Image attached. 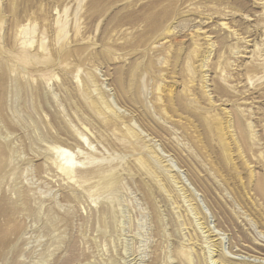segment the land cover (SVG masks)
I'll return each instance as SVG.
<instances>
[{
	"label": "rangeland",
	"instance_id": "1",
	"mask_svg": "<svg viewBox=\"0 0 264 264\" xmlns=\"http://www.w3.org/2000/svg\"><path fill=\"white\" fill-rule=\"evenodd\" d=\"M263 63L264 0H0V264H264Z\"/></svg>",
	"mask_w": 264,
	"mask_h": 264
},
{
	"label": "bare ground",
	"instance_id": "2",
	"mask_svg": "<svg viewBox=\"0 0 264 264\" xmlns=\"http://www.w3.org/2000/svg\"><path fill=\"white\" fill-rule=\"evenodd\" d=\"M197 32V31H196ZM201 32V31H200ZM203 32V31H202ZM204 33V32H203ZM197 34V33H196ZM203 36H205V35H203ZM245 38V37H244ZM206 43V42H205ZM210 45H211V43H210ZM203 46V45H202ZM207 46V45H206ZM205 49V48H204ZM204 54V53H203ZM201 59V58H200ZM264 64V63H263ZM202 66V65H201ZM194 67V66H193ZM202 68V67H201ZM205 69V68H204ZM203 70V69H202ZM206 70V69H205ZM251 73V72H250ZM203 75V74H202ZM246 75V74H245ZM251 75V74H250ZM196 76V75H195ZM204 77V76H203ZM206 77V76H205ZM251 77V76H250ZM249 77V78H250ZM247 78H248V75H247ZM248 78V79H249ZM205 80H206V78H205ZM195 82V81H194ZM203 82V81H202ZM205 82V81H204ZM193 83V82H192ZM206 83V82H205ZM194 84V83H193ZM195 85V84H194ZM202 85V84H201ZM203 85H204V83H203ZM202 85V86H203ZM206 87V86H205ZM204 86H203V88H205ZM204 90V89H203ZM207 91V90H206ZM204 92H205V90H204ZM210 98V97H209ZM212 100V99H211ZM99 101V100H98ZM8 105V104H7ZM5 106V105H4ZM94 108V107H93ZM110 109V108H109ZM108 111V110H107ZM109 112V111H108ZM110 114H111V112H109ZM114 113V112H113ZM229 113V112H228ZM115 116V115H114ZM224 116V115H223ZM120 118V117H119ZM216 118V117H215ZM13 120V119H12ZM122 120V119H121ZM120 120V121H121ZM227 120H230V119H227ZM222 121V120H221ZM218 122V121H217ZM219 123H220V121H219ZM226 124H228V123H226ZM123 125V124H122ZM121 125V126H122ZM224 125V124H223ZM228 126V125H227ZM219 127V126H218ZM223 128V127H222ZM126 129V128H125ZM228 129H229V126H228ZM243 129H244V125H243ZM87 130V129H86ZM117 130V129H116ZM127 130V129H126ZM222 131V130H221ZM230 131H232V130H230ZM129 132V131H128ZM244 132V131H243ZM250 132V131H249ZM229 133V132H228ZM235 133V132H234ZM248 133V132H247ZM134 134H135V132H134ZM225 136V135H224ZM234 136V135H233ZM9 138V137H8ZM236 138V137H235ZM246 139V138H245ZM22 140V139H21ZM232 140V139H231ZM235 141H236V139H234ZM226 145V144H225ZM238 145V144H237ZM12 147V146H11ZM12 149H13V147H12ZM240 149V148H239ZM238 149V150H239ZM237 150V151H238ZM239 152V151H238ZM241 153V152H240ZM39 154V153H38ZM260 154V153H259ZM61 155H62V152H61ZM69 155V154H68ZM237 155V154H236ZM239 155V154H238ZM258 155V154H257ZM65 156V155H64ZM63 156V157H64ZM71 156V155H70ZM68 157V156H67ZM12 158H13V156H12ZM71 158H72V156H71ZM241 158V157H240ZM2 159V158H1ZM65 159H67V158H65ZM70 159V158H69ZM69 159H67L66 161H65V164L64 165H67L68 166V164H66V163H68V160ZM75 160V159H74ZM2 161V160H1ZM12 161V160H11ZM70 161H72V159H70ZM73 162H75V161H73ZM12 163V162H11ZM76 164V163H75ZM248 164V163H247ZM61 165V164H60ZM78 165V164H77ZM143 165V164H142ZM67 166H65V169H64V171L66 172V174L67 175H71V170H72V166H68V168H66ZM74 166V165H73ZM152 166V165H151ZM249 166H250V164H249ZM76 167H78V166H76ZM74 168V167H73ZM100 169V168H99ZM154 169V168H153ZM62 170H63V168H62ZM105 172V171H104ZM117 172V171H116ZM74 173V172H73ZM106 173H108V172H106ZM95 174V173H94ZM99 174H100V172H99ZM90 175H92V174H90ZM74 176V175H73ZM69 177V176H68ZM144 177V176H143ZM173 177H174V175H173ZM64 178H65V176H64ZM67 178V177H66ZM91 178V177H90ZM71 179H73V178H71ZM109 179H111V178H109ZM156 179V178H155ZM157 180V179H156ZM79 182V181H78ZM103 182V181H102ZM106 182V181H105ZM77 183V182H76ZM158 183V182H157ZM102 184V183H101ZM101 184H100V186H101ZM104 185V184H103ZM164 185V184H163ZM83 186H85V185H83ZM264 186V185H263ZM263 186H259L258 187V190H259V192L258 193H261L262 195H264V187ZM90 187V186H89ZM160 187V186H159ZM78 188H80V187H78ZM91 188V187H90ZM86 189V188H85ZM179 189V188H178ZM90 191V190H89ZM96 192H97V190H95ZM95 191H94V193H95ZM100 191V190H99ZM180 193V192H179ZM30 195V194H29ZM92 195V194H91ZM174 196V195H173ZM264 197V196H263ZM21 208V207H20ZM14 209V208H13ZM11 218V217H10ZM106 219V218H105ZM104 221V220H103ZM202 223H204V222H202ZM14 224V223H13ZM204 227V226H203ZM206 228V227H205ZM191 231V230H190ZM210 233H211V231H209ZM208 233V232H207ZM201 234H202V232H201ZM12 237V236H11ZM10 237V238H11ZM212 237V236H211ZM16 239V238H15ZM205 240V239H204ZM210 240H213L212 241V243L214 242V246H216L217 247V256H219V257H221V259L217 262L218 264H250V263H248V262H239V261H236V260H231V259H229V258H227V257H225L224 255H223V253H222V248H221V246H220V244H219V242H217V239H210ZM211 242V241H210ZM10 246V245H9ZM211 247V246H210ZM216 247H215V249H216ZM1 250V249H0ZM201 252V251H200ZM203 254V253H202ZM109 258V257H108ZM208 258V257H207ZM111 261V260H110ZM209 261V260H208ZM109 262V261H108Z\"/></svg>",
	"mask_w": 264,
	"mask_h": 264
}]
</instances>
